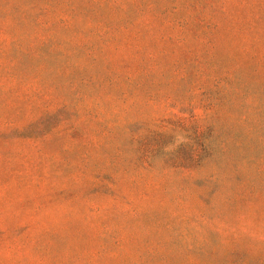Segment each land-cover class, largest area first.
<instances>
[{
	"label": "rangeland",
	"instance_id": "374dc122",
	"mask_svg": "<svg viewBox=\"0 0 264 264\" xmlns=\"http://www.w3.org/2000/svg\"><path fill=\"white\" fill-rule=\"evenodd\" d=\"M0 264H264V0H0Z\"/></svg>",
	"mask_w": 264,
	"mask_h": 264
}]
</instances>
